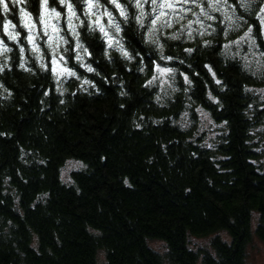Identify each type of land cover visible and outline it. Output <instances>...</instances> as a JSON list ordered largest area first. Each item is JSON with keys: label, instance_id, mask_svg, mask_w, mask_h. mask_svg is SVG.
<instances>
[{"label": "trees", "instance_id": "obj_1", "mask_svg": "<svg viewBox=\"0 0 264 264\" xmlns=\"http://www.w3.org/2000/svg\"><path fill=\"white\" fill-rule=\"evenodd\" d=\"M6 2L0 264H248V244L264 242V0L220 11L205 0L214 19L167 0L172 26L158 22L151 39V0L143 26L135 0H117L127 20L110 0H91L90 11L88 0ZM54 60L75 76L57 75ZM68 160L80 165L63 180ZM203 236L208 248L189 245Z\"/></svg>", "mask_w": 264, "mask_h": 264}, {"label": "snow or ice", "instance_id": "obj_2", "mask_svg": "<svg viewBox=\"0 0 264 264\" xmlns=\"http://www.w3.org/2000/svg\"><path fill=\"white\" fill-rule=\"evenodd\" d=\"M12 2H13V4H16V3H19L20 0H12ZM60 2H61V4H65L66 0H60ZM110 2L113 3L115 5V7L120 10V15L123 16L127 20L128 16H127L126 9L123 8L117 2V0H110ZM148 2H149V0H135V7L139 10V15L136 16L135 18H136L137 22L140 23L141 26L144 25V17L146 15V13L144 12V4L148 3ZM179 2H182L184 4H187V3L196 4V6L201 9L200 15L205 16L207 19H214V17L210 16L208 14V11H206L204 9V7H203V3L205 2V0H199V2H198V0H179ZM206 2H207V5H208V8L211 11H220L221 9H220L219 6L221 4L228 5V0H206ZM238 2H239V5L241 7L245 8V9H248V8L251 7L252 0H238ZM41 4H42V7H44L45 10H46L47 0H41ZM151 4H152L153 12L156 13V15L151 20L152 27L149 30V38L150 39L153 37L154 33L156 32V25H157L158 22H161V27H171L172 26L171 25V21H162V17H165L167 15V13L165 12V9H171L173 12H175V10H176L175 4L167 2V0H160V2H158V0H151ZM66 6L69 9V24H71V16H74L75 13L72 10V5L71 4H67ZM92 7H93V4H92L91 0H88V10L90 11L92 9ZM95 7L99 8V4L97 3L95 5ZM230 7H232L233 8V12H235V5H230ZM0 8H2L5 13H7L9 11L8 3L6 2V0H0ZM190 10L191 9H188L187 11H190ZM180 11H185V9L181 8ZM51 12H52V14L55 17L59 18L60 14L58 12H56L55 9H52ZM259 13H260V15H259L260 22H261L262 25H264V6L260 7ZM104 15H107L109 17V22L111 23V21H112L111 13L105 11ZM21 17H22V20L26 17L29 22L31 21L30 15L28 13H26L23 8H21ZM225 18L228 19L229 21H231V16H228L226 14ZM40 21H41V23L44 22V13L43 12L40 15ZM196 22L197 23H201L199 18L197 19ZM23 26L25 28H30V23H24ZM201 26H203V25H201ZM3 27H4L5 33L8 34L9 39L15 40L17 35H18V33L14 35L11 32H9V28L10 27L15 28V25H11L10 21H6ZM32 27H34V25H32ZM115 28H116V31L120 30L119 25H115ZM100 31L101 32H105L103 26H100ZM251 31H252V29L249 28L248 32L245 33V36H248L251 33ZM73 33L75 34V30L74 29H73ZM201 34H203V33H201ZM105 35L107 36L106 32H105ZM189 35H191V33H189ZM176 38L177 37H175V36L173 37V39H176ZM29 39L31 40V35L29 36ZM241 39H243V37ZM153 42H156V41L153 40ZM0 43H2V42H0ZM237 43H239V41H237ZM77 46L78 47H82L79 44ZM225 47H228V46L225 45ZM4 50L8 51L9 49L5 48ZM21 51L23 52V49H21ZM84 51L86 52L87 50L84 49ZM187 51L191 52L192 50L188 49ZM123 55L127 56L128 54L126 52H123ZM77 58L80 59L79 55L77 56ZM21 67H23V64H21ZM0 70H2V69H0ZM87 70L89 72L93 71V69L91 67H88ZM158 70L161 73L166 71L164 69H159V68H158ZM65 71H67L68 75L75 76L74 72H71V71H68V70H65ZM167 71H170V70H167ZM154 79H155V77H154ZM217 82L219 83V81H217ZM149 83H151V81H149Z\"/></svg>", "mask_w": 264, "mask_h": 264}, {"label": "rangeland", "instance_id": "obj_3", "mask_svg": "<svg viewBox=\"0 0 264 264\" xmlns=\"http://www.w3.org/2000/svg\"><path fill=\"white\" fill-rule=\"evenodd\" d=\"M164 69V68H159ZM53 70L57 73V75H64L63 73H66V69L62 66V64L58 60L53 61ZM157 70V77L159 78V81L163 83L164 81H167V75L168 72L167 69H164L163 73H161L158 68ZM200 127L201 130H206L210 135H215V124L211 121L210 117L206 114L200 113ZM211 136V137H212ZM79 163L74 160H68L61 172V177L63 180L69 179L70 172L79 167ZM222 236L225 234L223 232L220 233ZM210 237L209 236H203V237H190L189 238V245L192 248H200V247H209ZM149 244L154 247L155 249L159 251L164 250V243L160 240H150ZM247 262L248 264H264V242L259 240L258 238L254 237L252 241L247 246Z\"/></svg>", "mask_w": 264, "mask_h": 264}]
</instances>
